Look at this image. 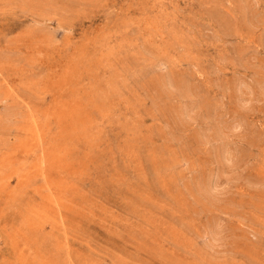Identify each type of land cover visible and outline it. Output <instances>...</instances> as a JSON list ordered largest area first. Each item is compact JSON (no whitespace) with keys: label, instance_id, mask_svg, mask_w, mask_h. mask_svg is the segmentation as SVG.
I'll use <instances>...</instances> for the list:
<instances>
[{"label":"rangeland","instance_id":"1","mask_svg":"<svg viewBox=\"0 0 264 264\" xmlns=\"http://www.w3.org/2000/svg\"><path fill=\"white\" fill-rule=\"evenodd\" d=\"M0 264H264V0H0Z\"/></svg>","mask_w":264,"mask_h":264},{"label":"bare ground","instance_id":"2","mask_svg":"<svg viewBox=\"0 0 264 264\" xmlns=\"http://www.w3.org/2000/svg\"><path fill=\"white\" fill-rule=\"evenodd\" d=\"M225 155V154H224ZM226 158V157H225ZM217 185H218V183H217V181L215 182V183H212L211 185H210V189H215L216 187H217ZM209 187V186H208ZM215 235V234H214ZM219 236V235H218Z\"/></svg>","mask_w":264,"mask_h":264}]
</instances>
